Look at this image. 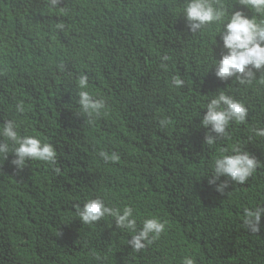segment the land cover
Here are the masks:
<instances>
[{"label":"trees","instance_id":"obj_1","mask_svg":"<svg viewBox=\"0 0 264 264\" xmlns=\"http://www.w3.org/2000/svg\"><path fill=\"white\" fill-rule=\"evenodd\" d=\"M186 2L0 0V124L15 120L21 136L50 143L60 170L31 161L17 171L11 154L0 161V264H183L186 256L194 264H264V215L260 232L243 226L245 208L264 207V137L254 134L264 127V73L248 86L216 78L222 25L191 33ZM219 3L229 16L264 19L239 0ZM82 74L86 90L105 101L91 125L76 104ZM174 76L184 86L171 85ZM218 91L248 115L209 146L200 120ZM233 146L260 167L221 194L207 175ZM101 151L119 160L105 163ZM95 198L132 207L137 228L157 218L165 231L133 251V233L114 218L85 225L75 215L74 206Z\"/></svg>","mask_w":264,"mask_h":264},{"label":"clouds","instance_id":"obj_2","mask_svg":"<svg viewBox=\"0 0 264 264\" xmlns=\"http://www.w3.org/2000/svg\"><path fill=\"white\" fill-rule=\"evenodd\" d=\"M60 0H49L51 7H56ZM243 9L252 10L256 14L264 15V0H239ZM183 16L191 33H196L211 24L222 25L220 39L222 42V53L218 60L213 59L215 77L221 82L230 78L243 86H248L256 80V74L264 73V19L257 20L249 18L242 10L232 11L229 16L225 6L219 0H187L183 8ZM226 21V22H225ZM63 25L58 24L57 28ZM167 61L168 56L162 57ZM167 70L165 64L161 65ZM88 76L80 75L76 104L79 111L86 115L88 124L94 123V117L99 116L105 108L103 99L94 98L88 88ZM185 81L174 76L171 85L176 88L184 86ZM259 83L264 84V79ZM205 114L200 120V127L208 129L205 133L204 142L211 146L226 136V130L230 123H245L248 115L246 106L234 99L225 91H218L205 106ZM25 111L22 103L16 105V112ZM169 121L160 120V126L166 127ZM257 137H264V127L254 129ZM226 150L221 149L220 155L214 159L211 171L207 175L208 184L215 186V191L223 194L229 186L228 182L243 185L260 167V162L255 156L244 151L239 146L231 148L232 154H225ZM13 156L10 163L19 171L23 170L28 162L40 161L53 166V170L59 173L56 168L57 153L54 147L41 138L35 136H21L18 132V124L15 120L4 121L0 124V161L4 162L9 155ZM99 156L107 162H116L119 156L116 153L108 154L104 151ZM221 177L226 179L221 182ZM75 215L81 223L92 225L105 217L114 218L115 227L133 233L128 244L133 251L139 252L147 245L152 244L165 231V223L157 218H147L137 228V219L133 215V208L125 206L121 211L118 208L106 206L101 198L90 199L82 206L76 205ZM264 215V207L245 208L243 214V226L250 233L260 232V221ZM183 264H194L191 257H185Z\"/></svg>","mask_w":264,"mask_h":264}]
</instances>
